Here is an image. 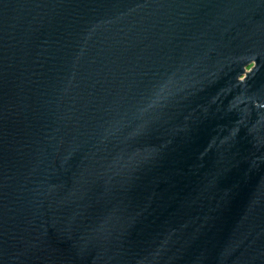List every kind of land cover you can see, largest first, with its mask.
<instances>
[{"label":"water","instance_id":"95a60500","mask_svg":"<svg viewBox=\"0 0 264 264\" xmlns=\"http://www.w3.org/2000/svg\"><path fill=\"white\" fill-rule=\"evenodd\" d=\"M0 264H264V0H0Z\"/></svg>","mask_w":264,"mask_h":264}]
</instances>
